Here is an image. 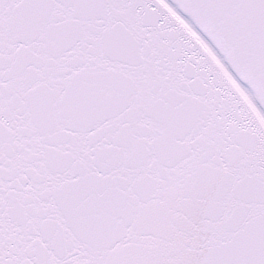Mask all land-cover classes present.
<instances>
[{
    "label": "snow or ice",
    "instance_id": "6c2138e0",
    "mask_svg": "<svg viewBox=\"0 0 264 264\" xmlns=\"http://www.w3.org/2000/svg\"><path fill=\"white\" fill-rule=\"evenodd\" d=\"M0 264H264V0H0Z\"/></svg>",
    "mask_w": 264,
    "mask_h": 264
}]
</instances>
